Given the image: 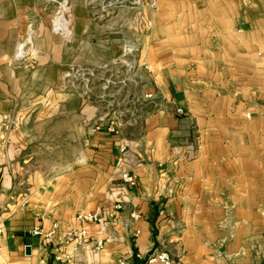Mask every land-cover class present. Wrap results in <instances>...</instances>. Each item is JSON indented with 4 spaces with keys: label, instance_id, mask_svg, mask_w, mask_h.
Instances as JSON below:
<instances>
[{
    "label": "crops",
    "instance_id": "obj_1",
    "mask_svg": "<svg viewBox=\"0 0 264 264\" xmlns=\"http://www.w3.org/2000/svg\"><path fill=\"white\" fill-rule=\"evenodd\" d=\"M38 2L0 0V264H264V0H141L102 26L70 0L32 55ZM129 56L116 107L64 83Z\"/></svg>",
    "mask_w": 264,
    "mask_h": 264
},
{
    "label": "rangeland",
    "instance_id": "obj_2",
    "mask_svg": "<svg viewBox=\"0 0 264 264\" xmlns=\"http://www.w3.org/2000/svg\"><path fill=\"white\" fill-rule=\"evenodd\" d=\"M46 1V2H44ZM141 0H79L77 5H79V10L76 15L79 18H92L96 19L99 26H102L110 18L115 17V13L121 9L127 7H135L140 4ZM70 0H39L36 5V9L32 11V22L28 27V41H26V49L35 55L40 45H45L46 43L40 42V35L45 31V28L49 32H55L62 26L55 27L54 25L41 26L39 20L42 21L45 18L55 19L63 18L64 20L71 17L72 11L70 10ZM91 13V14H90ZM132 17L131 13L128 15ZM71 27L65 25L64 31L67 32ZM82 29L83 27L80 26ZM116 28L112 27L111 32H115ZM80 50L82 47L86 46L88 42L86 40H81L79 43ZM96 45H104L103 42H96ZM109 46V44H107ZM130 49V48H129ZM129 60L122 59L120 64H107V65H97L96 67L89 66L87 64H80L77 69L69 70L67 74L64 75V83L75 82L78 83L81 89H87L90 85L95 88L91 92L101 99H105L104 96L111 95L115 96L113 98H108L107 102L112 103L114 107L120 104L124 100V92L119 94V89L124 87L128 82L132 80V76L135 74V65L133 62V57L129 56ZM120 65H126V73L123 74L119 70ZM104 70L106 71L105 73ZM120 72V73H119ZM135 76V75H134ZM93 89V88H92ZM133 96L134 92L132 93ZM132 95H129L127 100H131ZM110 107L108 106L107 109Z\"/></svg>",
    "mask_w": 264,
    "mask_h": 264
},
{
    "label": "built area",
    "instance_id": "obj_3",
    "mask_svg": "<svg viewBox=\"0 0 264 264\" xmlns=\"http://www.w3.org/2000/svg\"><path fill=\"white\" fill-rule=\"evenodd\" d=\"M153 95L148 94L145 95V100H150L152 99ZM178 113H180V111H178ZM247 117H249V115H247ZM122 178L125 182L129 183L130 185H134V180L132 177L124 174L122 175ZM78 220H88V221H96V218L94 216L91 215H87V216H83V215H79L77 217ZM3 234V227L0 224V236ZM31 235L33 236H40L41 235V230L38 228H35L31 231ZM71 237L75 238L77 241V244L79 245H83L85 243V239H86V233L84 231L81 232H74L71 234ZM102 247V243L101 242H97L96 243V250H100ZM144 264H182L181 261L179 260H175L172 257L169 256V254L166 251H156L151 253L150 255H148V257H146L144 259Z\"/></svg>",
    "mask_w": 264,
    "mask_h": 264
}]
</instances>
